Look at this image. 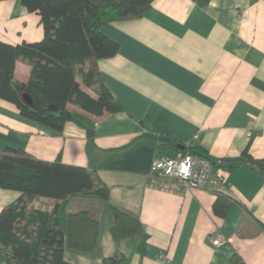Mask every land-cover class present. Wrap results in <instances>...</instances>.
<instances>
[{
	"label": "crops",
	"instance_id": "crops-1",
	"mask_svg": "<svg viewBox=\"0 0 264 264\" xmlns=\"http://www.w3.org/2000/svg\"><path fill=\"white\" fill-rule=\"evenodd\" d=\"M118 52L98 61L103 83L122 109L101 116L69 105L73 118L57 131L21 115L0 98V153L24 151L95 171L109 199L77 193L61 199L68 216L87 210L100 222L97 247L67 248L76 264H264V173L247 166L229 170L224 158L264 159V0H154L141 16L105 23ZM41 16L21 0H0V40L40 41ZM32 66L15 65V79L28 82ZM96 97V93L82 85ZM252 128L249 135L247 130ZM93 130V133H89ZM171 139V141H167ZM190 142L222 180L183 190L150 175L157 158ZM231 201L224 215L217 198ZM22 191L0 186V213ZM55 200L36 197L35 206ZM114 208L140 219L138 233L112 236ZM221 234L225 242L215 245ZM0 249V264H7Z\"/></svg>",
	"mask_w": 264,
	"mask_h": 264
},
{
	"label": "trees",
	"instance_id": "trees-1",
	"mask_svg": "<svg viewBox=\"0 0 264 264\" xmlns=\"http://www.w3.org/2000/svg\"><path fill=\"white\" fill-rule=\"evenodd\" d=\"M21 1L29 11L39 13L45 34L32 43L0 40V98L14 104L21 115L57 131L73 118L70 104L97 116L121 110V104L103 83L98 65L99 59L115 55L119 44L102 27L109 21L143 15L154 0ZM197 1L203 5L208 2ZM18 60L32 66L28 82L15 79ZM25 93L32 103L25 101ZM243 165L264 173V159L249 154L224 158L219 164L229 170ZM0 186L22 191V196L0 213V249L6 253L7 264H76L66 259L67 248L88 253L97 247L100 222L89 211L71 213L66 227L59 214V201L73 194L109 199V187L95 171L6 150L0 153ZM36 197H47L55 203L52 207L35 206ZM230 203L220 195L215 212L224 215ZM141 225L136 216L114 208L111 232L115 239L138 233ZM123 259L106 257L102 264H121ZM241 260L234 253L230 264Z\"/></svg>",
	"mask_w": 264,
	"mask_h": 264
},
{
	"label": "built area",
	"instance_id": "built-area-1",
	"mask_svg": "<svg viewBox=\"0 0 264 264\" xmlns=\"http://www.w3.org/2000/svg\"><path fill=\"white\" fill-rule=\"evenodd\" d=\"M250 135L252 128L247 130ZM185 150H177L173 155L163 156L154 160L150 175L153 179H164L169 184L185 191L209 185L222 180L217 175L213 163L206 157L193 153L190 142L185 143ZM225 238L217 234L213 238L215 245H221Z\"/></svg>",
	"mask_w": 264,
	"mask_h": 264
},
{
	"label": "water",
	"instance_id": "water-1",
	"mask_svg": "<svg viewBox=\"0 0 264 264\" xmlns=\"http://www.w3.org/2000/svg\"><path fill=\"white\" fill-rule=\"evenodd\" d=\"M25 101H27L28 103H32V98L30 97V95L28 93H25L23 95Z\"/></svg>",
	"mask_w": 264,
	"mask_h": 264
}]
</instances>
